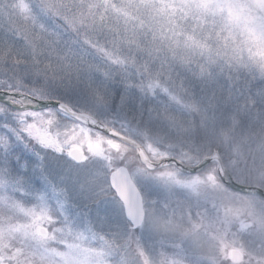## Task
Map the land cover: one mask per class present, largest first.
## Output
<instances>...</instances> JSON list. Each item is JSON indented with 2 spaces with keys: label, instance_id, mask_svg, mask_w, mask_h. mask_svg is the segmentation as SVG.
Here are the masks:
<instances>
[{
  "label": "clouds",
  "instance_id": "1",
  "mask_svg": "<svg viewBox=\"0 0 264 264\" xmlns=\"http://www.w3.org/2000/svg\"><path fill=\"white\" fill-rule=\"evenodd\" d=\"M33 4L39 11L38 0ZM120 7L129 5L115 0L113 8ZM131 17L136 21L134 25L112 15V30L103 31L66 28L60 20L46 19L50 31L59 33V55L49 57L56 74L52 78L49 73L48 81L32 76L27 79L29 83H48L76 112L91 111L98 120L118 127L127 121L130 128H151L153 145L168 152L172 159H153L152 168H148L140 155L143 148L151 157L143 137L124 141L128 149L124 158L111 153L116 164L128 169L143 197L144 215L139 223L129 218L119 196L109 188L105 171L95 175L87 191L96 198L110 193L118 196L119 220L111 211L77 220L68 210L69 189L54 185L65 207L61 211L59 206L48 203L58 222L46 226L47 246L65 253L68 245H73L72 259L83 257L87 264H264V227L259 223L264 220V196L259 195L264 183L257 179L258 171L264 169V0H139L131 6ZM121 27L127 32L135 28L132 42L121 35ZM3 37L18 48L25 45L18 33L9 31L7 18H0V38ZM68 49L80 55L64 62ZM104 49L113 51L124 62L108 61ZM96 64L106 67L110 78L89 70V65ZM9 75L0 73V80H7ZM153 81L159 82L155 92L147 88ZM121 88L117 103L114 89ZM164 88L178 99L165 93ZM97 89L108 96L107 104L97 103ZM69 92L79 93L81 102H73ZM0 93L7 94V99L0 101V138L10 137L8 150L0 149V168L7 181L0 185V256L2 264H41L39 240L25 235L32 231L31 217L14 205L18 201L24 207H33L37 201H29L26 192L19 190L16 181L21 176L15 174L9 156L17 141L39 153L42 162L48 150L59 152L40 143L37 137L18 139L5 127V122L14 127L19 123L7 89L0 87ZM121 97H125L123 104ZM165 110L175 117L176 125ZM57 112L52 131H59L63 139L65 131L77 122L72 112L58 108ZM183 153H190V157ZM206 160L213 163L205 164ZM25 164L29 166L27 161ZM234 164L243 177L241 181L228 179ZM39 167L43 168V163ZM141 168L144 171L138 172ZM164 170L183 176L214 174L218 182H226L225 187L234 185L229 190L242 200L253 201L254 207L245 208L226 225L223 243L215 238L212 228L201 229L192 237L191 218L185 215L188 205H195L198 199L206 205L204 194L217 203L224 201L232 209L242 208V201H229L222 193L207 188L198 197L158 178L157 174ZM145 186L152 190L142 191ZM168 220H173L175 226L170 227ZM61 226L64 231L57 232ZM233 247L240 250L236 260L225 254ZM60 259L50 257V261Z\"/></svg>",
  "mask_w": 264,
  "mask_h": 264
},
{
  "label": "snow or ice",
  "instance_id": "2",
  "mask_svg": "<svg viewBox=\"0 0 264 264\" xmlns=\"http://www.w3.org/2000/svg\"><path fill=\"white\" fill-rule=\"evenodd\" d=\"M121 2L129 5V7L114 9L115 0H38L39 11H37L33 0H0V18H7L9 31L18 33L25 40L24 47L18 48L13 41L6 37L0 38V73L5 75L11 73L7 80H0V87L7 89L10 103L15 104V116L19 123V127H14L5 122V127H8L18 139L37 137L39 142L49 149L59 153L67 152V155L77 163L83 164L88 162L90 158L103 161L109 188L119 196L129 218L134 223H139L143 220L144 215L143 197L128 169L116 164L111 153H119L122 159L128 151L124 141H134L136 137H143L146 141L148 152H151V157L143 148L140 151V155L148 168H152L153 159H172L168 152L161 151L153 145L151 142L153 135L151 128H130L127 121H122L118 127L115 123L98 120L91 111L82 110L76 112L72 105L65 102L48 83L37 84L35 80L29 83L27 79L32 76L36 80L42 77L45 81H48L50 79L49 73L52 74V78L56 74V68L49 61V57L59 55L56 43L59 39V33L50 31L49 25L45 23L46 19L60 20L66 28L70 27L77 30L80 28L92 31L112 30L110 20L112 15L118 16L125 24L131 22L134 25L136 21L132 20L131 6L139 2V0H121ZM134 32V27L131 32H127L123 27L120 28L121 35L129 42L134 40ZM102 51L108 61L112 63L124 62L122 57L113 51L107 49ZM79 55V53L68 49L64 55V62ZM89 70L102 72L105 79L111 76V73L102 64L89 65ZM158 85V81H153L147 85V88L155 92ZM101 87H103V82H101ZM12 89H15V91L13 92ZM163 90L172 96L173 99H178L169 89L164 88ZM25 97L31 102L25 103L23 99ZM37 100H56L59 104V111L73 113L77 123L74 127L65 131L63 139H61L59 131H52L57 121V108L37 110L33 107L34 102ZM96 101L99 104H107L108 96L97 89ZM123 103H125V97H121V104ZM165 115L172 121L173 125H176L174 116L169 115L166 110ZM9 147L10 137L0 138V149L7 151ZM183 155L186 158L190 157V153H183ZM212 163V160L205 161V164L208 165ZM25 167H27V164H25ZM165 169H167V165H165ZM137 171L143 172L144 170L141 168L137 169ZM157 175L158 178L165 182L179 185L197 194L198 197L202 189L207 188L211 192L222 193L229 201H242V208L232 209L224 201L217 203L208 194H204L206 205H201L199 199L195 205H188L185 215L191 218L189 235L192 237L197 236L201 229L212 228L215 230V238L223 243L224 233L227 231L226 225H229L233 218L239 217L245 208L251 209L254 207L253 201L242 200L238 193L229 190L234 185L225 187L226 182H218L216 175L211 173L203 177L183 176L174 170H164ZM5 176L4 169L0 168V185L7 183ZM233 178L236 181L243 179L235 164L233 165V172L229 174L228 179L232 180ZM257 179L264 183V169L258 171ZM94 182L95 176L86 182L85 187ZM16 183L20 186V191L27 192L23 177L17 178ZM53 187L58 194L57 205L63 211L65 202L55 186ZM259 195L264 196V191H260ZM2 198L0 197V199ZM35 200L37 205L33 207H24L18 201L14 202V205L24 215L31 217L30 227L32 231L30 233L26 232L25 235L34 236L39 240L41 264H87L86 258L72 259L73 245H68V252L65 253L57 252L56 249L47 246L49 232L46 226L56 224L58 221L50 213L48 199L45 194L36 193ZM172 215L175 216L174 211ZM167 223L170 227L175 226L173 220H168ZM259 223L261 227H264V220H260ZM217 225L220 227L217 228ZM242 227H246V225L242 224ZM61 231H64V226L57 228V232ZM80 235L83 236V233ZM220 250L224 252L225 249L221 248ZM239 251L238 248L233 247L225 254L236 260L238 259ZM53 255L59 256L61 259L50 261V257ZM211 259L213 262L215 261L214 256ZM2 260L3 256H0V264H2Z\"/></svg>",
  "mask_w": 264,
  "mask_h": 264
},
{
  "label": "rangeland",
  "instance_id": "3",
  "mask_svg": "<svg viewBox=\"0 0 264 264\" xmlns=\"http://www.w3.org/2000/svg\"><path fill=\"white\" fill-rule=\"evenodd\" d=\"M114 92L118 103L123 90L122 88L114 89ZM68 96L73 102L79 103L82 100L77 92H69ZM26 161L29 166L23 167L22 165ZM9 163L15 174L23 177L27 189L25 195L29 201L35 200L36 193H42L46 195L48 203L58 206V194L54 191L53 186H65L71 194V203L68 205L69 213L77 220H86L97 213L102 214L104 211H111L116 220L120 219L121 203L118 196L110 193L96 198L87 191V187L81 188V185H85L91 177L105 171L103 161L93 160L81 164L73 161L66 154L50 153L48 150L44 154L42 162L35 151L26 148L23 143L17 141L16 147L9 156ZM41 163H43V168L39 167ZM143 190L151 191L152 189L151 186H145L142 188Z\"/></svg>",
  "mask_w": 264,
  "mask_h": 264
},
{
  "label": "water",
  "instance_id": "4",
  "mask_svg": "<svg viewBox=\"0 0 264 264\" xmlns=\"http://www.w3.org/2000/svg\"><path fill=\"white\" fill-rule=\"evenodd\" d=\"M6 99H7V94L0 93V100H6ZM51 106L59 107V104L56 100H44V101H40L39 104L34 105L33 107L36 109H42Z\"/></svg>",
  "mask_w": 264,
  "mask_h": 264
}]
</instances>
